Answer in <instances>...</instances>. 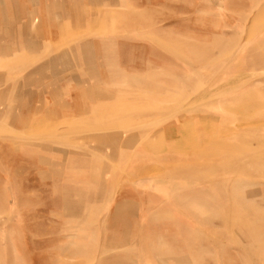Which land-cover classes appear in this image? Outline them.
I'll return each mask as SVG.
<instances>
[{
  "label": "rangeland",
  "instance_id": "rangeland-1",
  "mask_svg": "<svg viewBox=\"0 0 264 264\" xmlns=\"http://www.w3.org/2000/svg\"><path fill=\"white\" fill-rule=\"evenodd\" d=\"M0 264H264V0H0Z\"/></svg>",
  "mask_w": 264,
  "mask_h": 264
}]
</instances>
